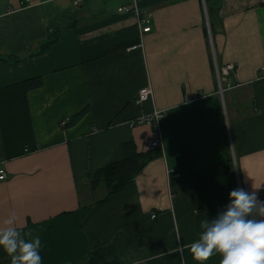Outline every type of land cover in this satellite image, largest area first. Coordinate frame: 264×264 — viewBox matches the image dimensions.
Returning a JSON list of instances; mask_svg holds the SVG:
<instances>
[{
  "label": "crops",
  "instance_id": "1",
  "mask_svg": "<svg viewBox=\"0 0 264 264\" xmlns=\"http://www.w3.org/2000/svg\"><path fill=\"white\" fill-rule=\"evenodd\" d=\"M77 1L0 0V223L15 211L40 235L42 264H87L112 242L121 264H197L183 246L232 190L261 185L264 200V0H137L146 33L118 10L134 0ZM214 56L235 64L223 94ZM154 110L160 155L123 191H93L123 143L149 151L157 130L132 122Z\"/></svg>",
  "mask_w": 264,
  "mask_h": 264
},
{
  "label": "clouds",
  "instance_id": "2",
  "mask_svg": "<svg viewBox=\"0 0 264 264\" xmlns=\"http://www.w3.org/2000/svg\"><path fill=\"white\" fill-rule=\"evenodd\" d=\"M260 188L232 190L225 209L214 219L201 221L198 238L183 246L193 261L205 264L219 255V264H264V200L258 197ZM0 248L10 257V264H42L40 235L22 233L15 211L0 223Z\"/></svg>",
  "mask_w": 264,
  "mask_h": 264
},
{
  "label": "trees",
  "instance_id": "3",
  "mask_svg": "<svg viewBox=\"0 0 264 264\" xmlns=\"http://www.w3.org/2000/svg\"><path fill=\"white\" fill-rule=\"evenodd\" d=\"M73 24H69L72 26ZM59 32L47 42L50 46L57 41ZM41 85L40 80H32L27 83L28 87ZM83 112L74 117L72 121L82 116ZM71 121V122H72ZM123 157L110 163L102 168H99L91 181V188L95 191L101 184L107 187V197L123 191L130 184L135 176L157 155L160 151L157 149L146 152H139L134 141L130 140L123 143ZM157 150V151H156ZM87 264H121L117 247L114 242L108 245L92 250L84 260Z\"/></svg>",
  "mask_w": 264,
  "mask_h": 264
},
{
  "label": "built area",
  "instance_id": "4",
  "mask_svg": "<svg viewBox=\"0 0 264 264\" xmlns=\"http://www.w3.org/2000/svg\"><path fill=\"white\" fill-rule=\"evenodd\" d=\"M22 3H27L30 0H21ZM78 0L77 2H79ZM119 12H134L137 19H138V24L139 26H142V33H146L151 31V26H150V18L151 14H146L144 15L143 11L141 10L138 1L134 0V3L132 5H125L120 7ZM207 27L209 31V36H211V30H210V24L209 20L207 18ZM142 37H140L141 39ZM142 46V41H140L137 45H135L133 48L136 47H141ZM214 68L215 72L217 75V80L219 84V91L221 94L224 92V84L226 83V86L229 88L233 87V84L230 80H227V78L231 75V73L235 69V64L229 63L225 65H219L217 63L216 57L214 56ZM261 73L264 76V65L261 67ZM153 97V89L151 85H146L143 88L139 90L137 93V96L135 98V103L137 105H142L146 101L150 100ZM165 116V111L164 110H154L152 113L144 114L139 116L137 119H135L132 123L133 125L135 124H142V123H148L151 124L155 127V129L158 132V137L155 140H151L147 144L148 150H155V149H162L163 147V140L161 137V131H160V122ZM178 176V174H177ZM7 177V173L5 168L0 167V180H4ZM152 217H156V214L153 213Z\"/></svg>",
  "mask_w": 264,
  "mask_h": 264
},
{
  "label": "rangeland",
  "instance_id": "5",
  "mask_svg": "<svg viewBox=\"0 0 264 264\" xmlns=\"http://www.w3.org/2000/svg\"><path fill=\"white\" fill-rule=\"evenodd\" d=\"M104 192H105V188L102 187V188L99 189V191L97 192V194H98V195H101V194H103Z\"/></svg>",
  "mask_w": 264,
  "mask_h": 264
}]
</instances>
